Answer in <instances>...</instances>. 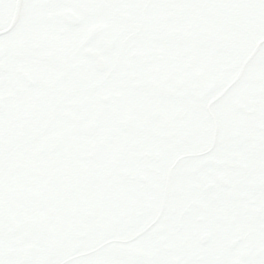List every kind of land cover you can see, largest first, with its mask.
Masks as SVG:
<instances>
[{
	"label": "snow or ice",
	"instance_id": "6c2138e0",
	"mask_svg": "<svg viewBox=\"0 0 264 264\" xmlns=\"http://www.w3.org/2000/svg\"><path fill=\"white\" fill-rule=\"evenodd\" d=\"M0 264H264V0H0Z\"/></svg>",
	"mask_w": 264,
	"mask_h": 264
}]
</instances>
